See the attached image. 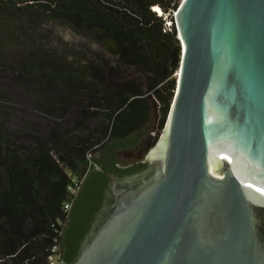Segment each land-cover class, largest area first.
Instances as JSON below:
<instances>
[{
    "label": "trees",
    "instance_id": "trees-1",
    "mask_svg": "<svg viewBox=\"0 0 264 264\" xmlns=\"http://www.w3.org/2000/svg\"><path fill=\"white\" fill-rule=\"evenodd\" d=\"M180 3L0 0V80L9 77L42 113L60 118L71 104L83 118L103 119L98 131L73 125L23 153L8 129L2 97L11 95L0 88V264H46L55 239L72 264L105 196L100 163L120 179L148 168L118 154L153 147L154 123L161 130L167 119L182 55L173 17ZM69 224L76 236L66 254Z\"/></svg>",
    "mask_w": 264,
    "mask_h": 264
},
{
    "label": "water",
    "instance_id": "water-1",
    "mask_svg": "<svg viewBox=\"0 0 264 264\" xmlns=\"http://www.w3.org/2000/svg\"><path fill=\"white\" fill-rule=\"evenodd\" d=\"M173 17L181 62L149 166H99L72 264H264V0H181Z\"/></svg>",
    "mask_w": 264,
    "mask_h": 264
},
{
    "label": "rangeland",
    "instance_id": "rangeland-1",
    "mask_svg": "<svg viewBox=\"0 0 264 264\" xmlns=\"http://www.w3.org/2000/svg\"><path fill=\"white\" fill-rule=\"evenodd\" d=\"M153 10H155V8ZM157 10L158 9H156V11ZM166 24L168 26L170 22ZM60 34L69 40L74 39L68 31L61 30ZM7 75L8 74H6V76ZM0 81V88L11 95H6L2 98L5 110L9 113L7 115L8 129L13 141L12 143L20 152L27 153L37 148L42 141H47L54 133L59 134L73 125L98 131L100 128L99 125L103 122L101 116L94 119L83 118L85 115L84 111H81L77 106L71 104L63 107L66 112L60 116V118L51 114L42 113L30 104L29 96L23 90L13 88L15 83L10 80L9 77L1 78ZM64 105H66V103H64ZM86 109L88 110L89 107L87 106ZM158 126L159 124L156 122L155 131L150 135L151 137L156 136L157 140L163 130H160ZM151 148L140 144L132 149L120 152L118 158L124 163H131L136 160L143 161L147 158Z\"/></svg>",
    "mask_w": 264,
    "mask_h": 264
},
{
    "label": "flooded vegetation",
    "instance_id": "flooded-vegetation-1",
    "mask_svg": "<svg viewBox=\"0 0 264 264\" xmlns=\"http://www.w3.org/2000/svg\"><path fill=\"white\" fill-rule=\"evenodd\" d=\"M100 166H102V163H100ZM107 181H108V179H107ZM108 185H109V181H108ZM108 185H107V187H106V191H107V188H108ZM105 191V192H106ZM94 194H96V191H95V193ZM104 198H105V196L103 197V199H102V204H101V206L98 208L99 210L96 212V215H95V218H94V220H93V222L91 223V227H92V224L94 223V221L96 220V217H97V215L100 213V210H101V208H102V206H103V202H104ZM91 201V204H97V194H96V197L94 196V197H92L91 199H90ZM91 227H90V229H91ZM72 228V226H71V224H69V225H67V232H66V234H65V236H64V238H63V252H65L66 254L69 252V250H70V248H71V245H72V239H74V237L76 236L75 234H73L72 235V233H71V229ZM81 231V230H80ZM79 231V232H80ZM90 231V230H89ZM89 231H87L86 232V235L89 233ZM86 235L84 236V238L86 237ZM84 238H83V240H84ZM83 242V241H82ZM81 242V243H82ZM72 254V253H71ZM73 258V257H72ZM74 258H76V257H74ZM64 264H66L65 262H64Z\"/></svg>",
    "mask_w": 264,
    "mask_h": 264
},
{
    "label": "built area",
    "instance_id": "built-area-1",
    "mask_svg": "<svg viewBox=\"0 0 264 264\" xmlns=\"http://www.w3.org/2000/svg\"><path fill=\"white\" fill-rule=\"evenodd\" d=\"M70 209V203L64 205V211L68 212ZM61 254L59 250V244L57 240H54V243L49 247L48 253L46 256V264H61Z\"/></svg>",
    "mask_w": 264,
    "mask_h": 264
},
{
    "label": "bare ground",
    "instance_id": "bare-ground-1",
    "mask_svg": "<svg viewBox=\"0 0 264 264\" xmlns=\"http://www.w3.org/2000/svg\"><path fill=\"white\" fill-rule=\"evenodd\" d=\"M160 12V11H159ZM224 154L227 156V157H230L227 153L224 152Z\"/></svg>",
    "mask_w": 264,
    "mask_h": 264
},
{
    "label": "clouds",
    "instance_id": "clouds-1",
    "mask_svg": "<svg viewBox=\"0 0 264 264\" xmlns=\"http://www.w3.org/2000/svg\"><path fill=\"white\" fill-rule=\"evenodd\" d=\"M158 11V10H157ZM158 14H161L159 11H158Z\"/></svg>",
    "mask_w": 264,
    "mask_h": 264
}]
</instances>
